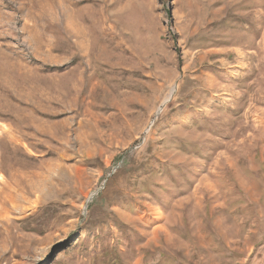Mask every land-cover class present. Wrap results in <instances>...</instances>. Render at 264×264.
<instances>
[{
  "label": "rangeland",
  "instance_id": "rangeland-1",
  "mask_svg": "<svg viewBox=\"0 0 264 264\" xmlns=\"http://www.w3.org/2000/svg\"><path fill=\"white\" fill-rule=\"evenodd\" d=\"M0 264H264V0H0Z\"/></svg>",
  "mask_w": 264,
  "mask_h": 264
}]
</instances>
